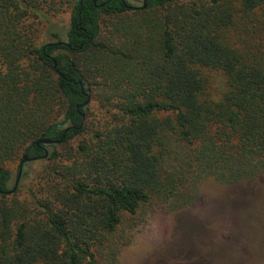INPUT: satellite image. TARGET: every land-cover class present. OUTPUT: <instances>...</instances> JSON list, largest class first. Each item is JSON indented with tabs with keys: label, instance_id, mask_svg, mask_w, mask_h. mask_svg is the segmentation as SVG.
I'll use <instances>...</instances> for the list:
<instances>
[{
	"label": "trees",
	"instance_id": "obj_1",
	"mask_svg": "<svg viewBox=\"0 0 264 264\" xmlns=\"http://www.w3.org/2000/svg\"><path fill=\"white\" fill-rule=\"evenodd\" d=\"M263 174L264 0H0V264H117L139 210Z\"/></svg>",
	"mask_w": 264,
	"mask_h": 264
},
{
	"label": "rangeland",
	"instance_id": "obj_2",
	"mask_svg": "<svg viewBox=\"0 0 264 264\" xmlns=\"http://www.w3.org/2000/svg\"><path fill=\"white\" fill-rule=\"evenodd\" d=\"M128 1L135 6L143 2ZM52 20L66 39L70 8ZM40 38L56 40L44 31ZM205 73L210 77L209 91L220 92L224 76L210 70ZM89 104V121L103 120L105 114L98 104ZM40 166V161L30 162L29 174L18 184L33 181ZM10 167L15 180L16 164ZM125 224L129 242L117 264H264V174L235 185L207 180L196 205L171 212L163 204H154L139 210Z\"/></svg>",
	"mask_w": 264,
	"mask_h": 264
},
{
	"label": "water",
	"instance_id": "obj_3",
	"mask_svg": "<svg viewBox=\"0 0 264 264\" xmlns=\"http://www.w3.org/2000/svg\"><path fill=\"white\" fill-rule=\"evenodd\" d=\"M97 0H95L96 2ZM147 3L145 4V7H146ZM55 66H56V63H55ZM90 102V98H87V100L84 102L83 105H87L88 103ZM62 140H54V139H51V138H42L39 140L38 143H44L46 145H50V144H57V143H60ZM49 154V151L46 149V154L45 156H47ZM35 160V158H30L28 155H25L22 162H21V167H20V172H19V175H18V180L20 179L21 177V174H22V171H23V166H24V163L27 162V161H33ZM17 180V181H18Z\"/></svg>",
	"mask_w": 264,
	"mask_h": 264
},
{
	"label": "flooded vegetation",
	"instance_id": "obj_4",
	"mask_svg": "<svg viewBox=\"0 0 264 264\" xmlns=\"http://www.w3.org/2000/svg\"><path fill=\"white\" fill-rule=\"evenodd\" d=\"M147 3V0H143L142 2V5L141 6H144L145 7V4ZM141 6H138V7H141ZM147 6V5H146Z\"/></svg>",
	"mask_w": 264,
	"mask_h": 264
}]
</instances>
